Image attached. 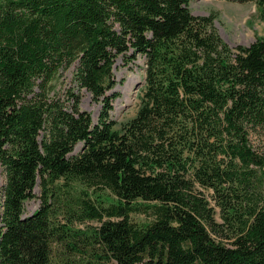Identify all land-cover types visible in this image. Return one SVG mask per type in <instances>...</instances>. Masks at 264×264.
<instances>
[{
    "label": "trees",
    "instance_id": "obj_1",
    "mask_svg": "<svg viewBox=\"0 0 264 264\" xmlns=\"http://www.w3.org/2000/svg\"><path fill=\"white\" fill-rule=\"evenodd\" d=\"M188 2L0 0V264H264V35L229 48ZM139 58L115 129L112 68Z\"/></svg>",
    "mask_w": 264,
    "mask_h": 264
},
{
    "label": "rangeland",
    "instance_id": "obj_2",
    "mask_svg": "<svg viewBox=\"0 0 264 264\" xmlns=\"http://www.w3.org/2000/svg\"><path fill=\"white\" fill-rule=\"evenodd\" d=\"M188 8L192 16H207L213 14L212 26L221 39L229 48L235 46H247L256 37L264 35V19L259 18L254 2L236 4L221 0H189ZM143 62L136 59L133 63L122 65L120 59H116L112 68L115 81L113 92L116 97L111 102L110 119L115 123L114 128L131 119L138 107L139 96L141 93V83L143 82ZM73 67L67 69L58 81V88H69ZM140 83V84H139ZM137 85V87H135ZM74 93L79 97V108L89 113L93 122L95 121L99 105L94 103L87 92L84 90ZM133 99L132 103L127 104V97ZM78 145L73 153L78 151ZM3 183V176L0 173V187ZM33 195L38 196V189L33 190ZM38 199H28L23 203V216H28L38 207ZM134 221H142L141 216H132ZM96 222L85 221L83 223L73 222L67 228L73 231L89 230L96 226Z\"/></svg>",
    "mask_w": 264,
    "mask_h": 264
},
{
    "label": "bare ground",
    "instance_id": "obj_3",
    "mask_svg": "<svg viewBox=\"0 0 264 264\" xmlns=\"http://www.w3.org/2000/svg\"><path fill=\"white\" fill-rule=\"evenodd\" d=\"M132 102H133V99L130 96H128L127 100H126V103L129 104V103H132Z\"/></svg>",
    "mask_w": 264,
    "mask_h": 264
},
{
    "label": "water",
    "instance_id": "obj_4",
    "mask_svg": "<svg viewBox=\"0 0 264 264\" xmlns=\"http://www.w3.org/2000/svg\"><path fill=\"white\" fill-rule=\"evenodd\" d=\"M140 84V83H139ZM143 84V82L141 83V85ZM135 87H137V85L135 86Z\"/></svg>",
    "mask_w": 264,
    "mask_h": 264
}]
</instances>
